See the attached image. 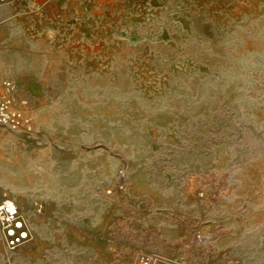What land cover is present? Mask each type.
<instances>
[{"label": "rangeland", "instance_id": "obj_1", "mask_svg": "<svg viewBox=\"0 0 264 264\" xmlns=\"http://www.w3.org/2000/svg\"><path fill=\"white\" fill-rule=\"evenodd\" d=\"M5 80L0 264H264V0H0Z\"/></svg>", "mask_w": 264, "mask_h": 264}, {"label": "built area", "instance_id": "obj_2", "mask_svg": "<svg viewBox=\"0 0 264 264\" xmlns=\"http://www.w3.org/2000/svg\"><path fill=\"white\" fill-rule=\"evenodd\" d=\"M17 86L11 80H5L0 87V132L2 130L31 131V120L19 106L15 94ZM42 207L35 212L41 213ZM0 234L5 248L14 251L32 238L29 220L23 207L13 200L0 201ZM138 264H161L160 257L154 253L139 252ZM173 264V263H167Z\"/></svg>", "mask_w": 264, "mask_h": 264}]
</instances>
